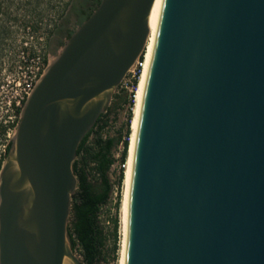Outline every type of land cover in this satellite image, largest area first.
Wrapping results in <instances>:
<instances>
[{
  "label": "water",
  "instance_id": "obj_1",
  "mask_svg": "<svg viewBox=\"0 0 264 264\" xmlns=\"http://www.w3.org/2000/svg\"><path fill=\"white\" fill-rule=\"evenodd\" d=\"M154 0H100L25 100L0 171V264H82L83 136L143 53ZM123 264H264V0H162Z\"/></svg>",
  "mask_w": 264,
  "mask_h": 264
},
{
  "label": "trees",
  "instance_id": "obj_2",
  "mask_svg": "<svg viewBox=\"0 0 264 264\" xmlns=\"http://www.w3.org/2000/svg\"><path fill=\"white\" fill-rule=\"evenodd\" d=\"M138 74L132 80V90L122 88L121 93L116 91L112 98H118L127 105V122L123 133L116 139L103 137L102 131L108 124L107 111L99 115L92 128L81 139L76 159L73 162V171L77 177V187L71 197L70 217L68 221V236L74 251H78L82 264H99L107 262L108 253L112 259L118 250L117 211L122 199V185L124 178L123 168L118 169L115 179L111 180V168L117 160L124 162L127 159L130 124L133 115L134 94L138 84ZM120 87H117L118 90ZM121 143L120 156L115 157L112 148ZM9 148V147H8ZM116 187L114 209L115 214L110 217L112 245L106 251L107 235L101 220V212Z\"/></svg>",
  "mask_w": 264,
  "mask_h": 264
},
{
  "label": "rangeland",
  "instance_id": "obj_3",
  "mask_svg": "<svg viewBox=\"0 0 264 264\" xmlns=\"http://www.w3.org/2000/svg\"><path fill=\"white\" fill-rule=\"evenodd\" d=\"M100 0H44L48 5V11L43 15L32 13H24L20 10L25 9V0H0V85H5L8 80L16 78L18 66L21 65L20 55L24 49L25 53H32L34 47H38L40 43L43 46L45 56L49 61H53L63 47L66 39L77 28V26L95 9ZM59 24V28L55 29V25ZM42 37V41L39 39ZM50 41L48 42V40ZM27 42L28 48H24ZM145 52V51H144ZM122 88L115 90L121 93ZM3 88H0L2 90ZM114 91V92H115ZM110 107L107 111L108 124L103 129V137H119L123 133L127 116V105L122 104L118 98H112ZM2 137L1 149H3ZM121 143L113 146L114 155L119 151ZM118 173L117 165L111 168V180L115 179ZM112 190L111 197L107 204L103 206L101 212V220L104 226V232L107 235L105 244L106 251L112 245L111 222L110 217L115 214L114 203L115 194ZM122 197L124 192V184L122 185ZM122 202V199H121ZM119 218L118 225V250L114 259L110 258L111 254H106L107 262L101 261L99 264H120L121 247L123 240V222L122 207L117 211ZM79 257L78 251H74Z\"/></svg>",
  "mask_w": 264,
  "mask_h": 264
},
{
  "label": "built area",
  "instance_id": "obj_4",
  "mask_svg": "<svg viewBox=\"0 0 264 264\" xmlns=\"http://www.w3.org/2000/svg\"><path fill=\"white\" fill-rule=\"evenodd\" d=\"M39 39L41 41L43 40L42 37H40ZM24 45V48H28L29 46H31L28 45L27 42H25ZM144 51L135 60L134 64L129 68L126 76L118 87H124L129 91L132 90V80L136 77L137 74L139 75L138 78L140 77L142 69L145 65L146 58ZM20 58L21 65L18 66L16 78L14 77L11 80H8L7 83L3 86L2 91V94L6 100L7 109H9L10 105L12 107L11 111H13V107L15 108V115H13V117H15L16 119V125L19 120L20 111L25 100L31 94L39 78L42 76L46 67L50 63L49 58L45 56L41 43L38 47L35 46L33 52L30 54L25 53V50L23 49L21 51ZM121 148L122 145L120 146L119 151L115 154L116 158L120 156ZM5 156L6 153L3 150L1 157V166L5 159ZM115 164L117 165L118 169H125L127 161L120 162L119 160H117ZM113 190L116 196V187H114Z\"/></svg>",
  "mask_w": 264,
  "mask_h": 264
},
{
  "label": "bare ground",
  "instance_id": "obj_5",
  "mask_svg": "<svg viewBox=\"0 0 264 264\" xmlns=\"http://www.w3.org/2000/svg\"><path fill=\"white\" fill-rule=\"evenodd\" d=\"M162 0H154L150 14H149V34L145 46V65L142 69V72L140 74V77L138 79L137 88L134 95V105H133V115L131 119L130 129V139H129V147L127 152V165L124 170V178H123V184H124V192L121 202L122 207V226H123V240H122V247H121V257H120V264H123L124 262V245H125V235H126V217H127V199H128V189H129V183H130V175H131V165H132V155H133V145H134V137H135V131L137 127V121H138V114L140 109V103H141V97L143 92V87L146 79L148 64L153 48V41L156 31V25L158 21L160 6H161Z\"/></svg>",
  "mask_w": 264,
  "mask_h": 264
},
{
  "label": "flooded vegetation",
  "instance_id": "obj_6",
  "mask_svg": "<svg viewBox=\"0 0 264 264\" xmlns=\"http://www.w3.org/2000/svg\"><path fill=\"white\" fill-rule=\"evenodd\" d=\"M24 6V10L20 8V10L24 13H32L34 11L37 14L43 15L48 11V5L47 3H44V0H25ZM59 26V24H56L55 29L59 28ZM49 41L50 39L48 42ZM3 86L4 85H0V88H3ZM2 91L3 89L0 90V171L2 152L4 150L5 153H7L8 147L12 142L16 130V119L13 117V115H15V108L13 107V111H11L12 107L10 105L9 109H7L6 100L2 94ZM3 136H5L3 139L5 144H3V149H1V141Z\"/></svg>",
  "mask_w": 264,
  "mask_h": 264
}]
</instances>
